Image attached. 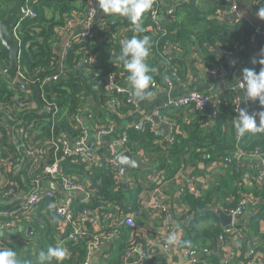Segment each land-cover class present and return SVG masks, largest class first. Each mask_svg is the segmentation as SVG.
Here are the masks:
<instances>
[{"label": "trees", "instance_id": "trees-1", "mask_svg": "<svg viewBox=\"0 0 264 264\" xmlns=\"http://www.w3.org/2000/svg\"><path fill=\"white\" fill-rule=\"evenodd\" d=\"M160 1L163 2L160 5V29L156 28L152 18V10L156 6L153 2L152 8L143 15V31H136L130 20L121 16L119 21L110 25L108 31H103L102 23L106 17H102L93 37L73 38L62 57L55 41L59 39L60 32L68 28L72 19L77 22L84 20L89 5L85 0H30L29 4L37 16L21 20L17 28V39L21 42L19 69L26 88L22 90L21 82L11 81L0 70L1 212L13 208V205L7 204L8 199L5 197L10 185L28 191L35 180L43 184L50 181L45 167L55 160L53 142L60 143L61 139L75 141L81 135L82 129L74 117L81 116L88 99H91L88 122L93 129L112 122L106 107L110 98L118 99V109L123 114L131 113L133 108L126 101L128 95L112 91L108 83L112 75L121 84L129 76L123 63L116 59L121 54V41L133 36L150 37L147 64L153 79L148 91L155 94L158 87L165 86V77L172 69L180 73L178 58L172 49L185 53L189 43H196L209 68L221 64L210 58L214 57L211 47L219 45L229 51L239 52L240 46L248 45L255 34V26L246 18L233 21L219 18L221 12L230 10L234 0H171V5L178 3L176 12L171 15L163 12L167 0ZM254 5L260 9L264 7V0H255ZM9 7L7 0H0V19L6 15ZM118 27L124 28V35L116 36ZM85 59L87 62L79 65ZM10 64L9 51L0 41V66L8 67ZM59 66H64V75L54 79ZM261 67L252 61L246 68L259 72ZM38 89L43 93L39 97ZM216 94L219 101L213 103L215 117L208 115L206 110L203 113L196 112L191 105L164 106L160 113L172 125L173 140L170 142L158 138L148 127L142 131L129 127V140L125 148L153 163V169L170 180V184L174 183L179 172L189 170L192 175L197 174L203 164L222 166L224 172L212 191L189 192L179 197L187 207L186 213L177 219L184 221L179 227L184 231L180 244L198 248L207 246L213 250L210 255L200 256L199 264H203L207 258L211 259L212 264H235L230 260L227 263L221 261L229 249L218 240V234L224 229L211 207L218 203L234 207L242 198L250 197L257 209L249 218L239 221L237 228L243 230L245 238L238 239V246L234 250L239 253L237 256L241 262L249 263L251 257L247 251L250 246L262 242L261 249L264 251V233L260 225L264 214V181L257 183L262 162L251 157L255 150L264 154V132H249L238 137L233 124L237 117L238 92L230 87ZM47 107L52 108L50 113ZM246 109L250 114L259 111V102L248 100ZM6 123L23 129L18 142H12L13 135ZM29 151H35V156H39L37 161L28 155ZM58 156L62 158L59 166L61 174L81 180L91 191L85 203L80 202L81 195L73 196L71 210L75 216L84 207L103 212L108 210L110 203L117 206L120 214L130 213L136 210L142 200L141 193L148 188L145 182L131 186L116 181L117 175L112 168L103 164L89 169L79 158L63 156L61 151ZM227 158L230 160L227 161ZM57 194L61 195L59 192ZM227 198L232 201L227 202ZM54 204L55 200L49 199L38 204L28 216L1 217L3 220H17L31 229L27 237L32 249L21 254L18 247L9 244L7 247L17 252L20 264H38L41 251L46 252L49 246H57L60 240L66 239L67 234L59 236L60 221ZM103 206L105 209H101ZM170 207L169 213L176 219L178 216L175 217L173 205ZM142 217L138 215L136 219ZM86 227L89 231L93 230L90 223ZM70 228L72 225H69ZM123 231L126 234L132 232L127 228ZM140 236L135 233V237ZM87 240L86 237L65 240L64 248L69 255L62 264H81L86 254ZM130 246L131 243L123 239L118 255L107 264L120 263L124 250ZM156 257L148 258L147 262ZM53 264H56L55 260Z\"/></svg>", "mask_w": 264, "mask_h": 264}, {"label": "built area", "instance_id": "built-area-1", "mask_svg": "<svg viewBox=\"0 0 264 264\" xmlns=\"http://www.w3.org/2000/svg\"><path fill=\"white\" fill-rule=\"evenodd\" d=\"M85 1L89 5V9L84 20L80 22L78 21L80 24L85 26L92 24L97 15H101V19L102 17H106L102 23L103 31H108L111 24L119 21L120 16H110L103 13L99 6H97L96 0ZM179 1L180 0L177 2ZM153 2L156 3V6H154L152 10V18L155 21L156 28L160 29V5L163 4V2L160 0H153ZM29 3L30 0L24 1L19 22L25 19L36 18V12ZM177 5L178 3L169 5L167 10H165V7L164 10L166 13L171 15L176 12ZM237 8L236 2L233 1L230 10L221 12V14L237 11ZM93 13H95V15ZM18 26L19 23L13 29V34L16 38H18ZM124 34V28L118 27L116 36H121ZM76 37L86 39L92 38L93 32H80L77 33V35H75L73 38ZM69 44H67L64 51L61 52L62 57H64L65 50ZM86 62L87 60L85 59L84 61H81L79 65L85 64ZM64 70V66H59L57 73L53 76L54 79L63 76ZM206 71L207 75L215 80H225L230 75L229 67L224 64L209 67L206 69ZM178 77L179 74L177 71L172 69L165 77V86L158 88H170L172 86V79ZM22 79L23 75L19 69L15 80L17 82H21V89L24 90L26 85ZM125 82H128V79L125 80ZM108 83L112 91L117 93H125L128 95L126 101L131 104L133 108L132 111H135L138 108V103L135 97L131 95V91L125 88L123 84L119 83L116 76H110ZM242 83L243 81L239 80L236 86L231 87L232 90L238 91L237 86ZM42 94L43 93L41 92V95ZM218 101L219 97L217 94L208 95L198 90H192L187 94L168 100L164 106L191 105L194 111L203 113V111H205L211 102L215 103ZM118 106V99L115 97L108 99L106 102V107L108 109L109 115L112 112L117 115H123V111L119 110ZM160 109L152 115H149L138 121L132 127L136 131H142L148 127L151 132H154L157 135L158 138H162L164 141L167 140L171 142L173 140V136L171 135L173 128L170 122L162 117ZM51 110V107H47V111H49V113ZM74 118L79 122V127L82 129L81 135L75 141L61 139L60 143L55 141L53 142L55 147V160L53 163L45 167V172L49 177V182L56 181L59 187L65 193H79L81 195L80 202L85 203L89 200L91 191L88 189L87 184H84L81 180L61 174L59 166L62 158L58 156V152L61 151L63 156L81 159L89 169L102 164L112 168V170L115 172V175H117L116 181H120V166L118 162V156L120 152L127 150L125 146L129 140L127 133L128 129H126V131L123 132V134L117 140H105V138L110 136L114 130V124L111 122L108 125L95 128L94 130L97 133V139L93 142H90L87 130L85 128L83 129L81 116L75 115ZM156 120H160L166 124L168 126V131L163 132L160 130L155 123ZM5 125L13 135L12 142H18V138L23 133V129L15 128L14 125H9L7 123ZM28 155L34 158L33 160H38L39 158V156H35V151H29ZM251 157L254 159H261L262 165L257 175V183H261L264 181V154L259 150H255L251 154ZM226 160L229 161L230 158H227ZM19 165L20 163L17 166ZM153 168L150 171H134L130 174L127 184L135 186L138 182H145L147 183L148 188L141 193L142 200L136 210L127 214H120L117 210V206L113 203H110L107 206L108 210L103 212H100L99 209L92 210L89 207H84L75 216L71 210L74 201L72 196L65 197L58 195L57 191L44 186L42 182L37 180L32 182V187L28 191L20 190V188L18 189L16 185H10L5 193V197L7 199L16 198L19 200L15 205H13V208L10 211L4 213L0 211V231L12 230L18 224V221L14 219L3 220L1 218L3 215L18 216L23 214L28 216L42 201L54 199L55 204L53 208L60 221L58 228L59 236L67 234L66 239L60 240L58 245L64 247L63 243L65 240H76L78 238L85 237L88 239L86 254L81 261V264H94L95 258H97V264H107L108 261L118 255L123 239H125V242L131 243V246L124 250L121 261L118 264H199L200 255H210L213 250L207 246L198 248L197 246H183L180 244L184 231L180 230L179 227L184 221L181 220L178 222L176 219H173L171 213H169V206L171 205L170 197L168 198L163 196V189L166 188V185L170 184V180H166L165 177H162V175ZM196 180V176L179 172L173 181L179 182V189L177 191L179 196L184 197L189 192L195 190ZM247 181H249L248 178ZM150 186H153V188H150ZM230 201H232L230 198L227 199V202ZM216 205L220 204L218 203ZM221 208L226 213L231 214L234 217V222L232 225L222 228L224 230L220 232L217 237L221 244L227 246V249H229L227 252H233L236 249V246H238V239L245 238L243 230L237 228L239 221L242 220V218H244L247 214L256 210L257 207H255L254 201L250 197H245L242 198L234 207L222 205ZM101 209H105V206H103ZM113 209L115 210L113 211ZM138 215L150 220V223L148 225H142V223L138 222L136 219ZM88 223L92 225V231L87 229L86 226ZM261 223L264 225V214L261 216L260 225ZM69 225H72V228L69 229ZM125 228L131 230L132 232L126 234L123 231ZM261 231L264 233V228L261 227ZM135 233H139L141 235L140 238L135 237ZM172 235L176 236V243L174 245H169L167 240L168 237ZM107 243H114V245L107 247ZM7 247V240L0 237V248ZM261 247L262 242H257L255 246H250L247 251V254L251 257L250 261L249 263L241 262V264H264V260L260 259L262 256H264V251L261 249ZM109 248L110 250H107ZM112 250H114L116 254H114ZM98 253L100 254L99 257H97ZM154 256H158V258L156 257L153 261L147 262L148 258H152ZM224 258L226 259V257ZM227 261L228 260L226 259L225 263H227ZM203 264H212L211 259L207 258Z\"/></svg>", "mask_w": 264, "mask_h": 264}, {"label": "crops", "instance_id": "crops-1", "mask_svg": "<svg viewBox=\"0 0 264 264\" xmlns=\"http://www.w3.org/2000/svg\"><path fill=\"white\" fill-rule=\"evenodd\" d=\"M234 1L236 2L238 7L237 11L221 14L219 15V18L228 21H233L237 18H246L247 20H250L255 26V34L253 35V38L251 39V42L248 45L240 46L239 52L229 51L227 48H224L219 45H214V47L210 48L214 56L210 58L219 61L221 64L227 65L230 69L229 77L225 80H215L207 75L206 60H204L201 48H199L196 43H192V44L189 43L185 53H183L181 50L172 49V52L175 54V57L178 58V63L180 68L179 77L172 79V86L170 88L159 89L151 97H146L144 99H138L135 97L138 103V108L135 111H131V113L123 114V115H117L114 112H112L110 114V117L114 124V130L112 131V134L110 136H107L105 138V140L110 141V140L119 139L120 136L123 134V132L126 131V129L132 127L135 123L144 119L145 117L152 115L160 108H163L166 102H168V100L170 99H174L181 95L187 94L192 90H198L208 95H214L218 91H221L222 89L236 86V84L239 82L243 74V69L249 66L254 58L256 59L259 58L258 56L256 57V55L258 54L261 55L262 50L264 49V22L263 20L259 19L256 15L257 9L254 5L255 0H234ZM169 5H171V0H167L165 2V6H164L166 8L165 10H167ZM165 10L163 9V12L166 15L167 13L165 12ZM100 16L101 15H97L94 22L86 26L72 19L69 24V27L65 31L63 32L61 31L59 39L55 41V46L57 50L63 52L67 44L70 43V41L73 39L75 35H77V33L86 32V31H90L93 33L96 32ZM228 57H231V60H228ZM122 84L125 88L129 89L132 92L129 81L123 82ZM39 90L40 92H42L41 89ZM244 91H245L244 89H240V88L237 91L238 92L237 109L239 108V106L246 109L247 101L243 99ZM90 106H91V99H88L85 104V107L82 110L83 113L81 114V118H82V125L89 134V141L93 142L97 139V133L93 128L90 127V124L88 122V111H90ZM205 110L206 113L211 117L216 116L215 115L216 113L214 112L213 102H211ZM155 123L159 127V129L162 130L163 132L168 131V126L164 124L162 121L156 120ZM144 159L147 160L146 158ZM147 161L150 162L149 160ZM201 168L202 169L197 174L192 173V175L196 176L197 178L195 190H193L192 192L202 191V193H207L212 191L215 185L218 184L221 175L223 174L224 171L222 169V166H218L216 164L215 165L203 164L201 165ZM184 174H190V171L187 170L186 172H184ZM120 182H121V178H120ZM44 186L48 188H52L53 190L61 193V195L65 197H71V196L73 197L74 195L77 194L80 195L79 193L76 194L65 193L59 187L56 181L45 183ZM178 189H179V182L168 184L166 185V188L163 189V196H166L168 198L170 197L171 200L170 204L173 205V211L175 217L178 216L176 218V221H178L177 219L181 217L182 213L184 215L187 211L186 205L182 204L181 198H179L180 196L177 192ZM18 200L19 199L16 198L8 199L7 204L15 205L18 202ZM215 206H220V205H214L213 207ZM252 213L253 211L247 214L244 218L246 217L249 218V216H251ZM138 220H141L142 225H148L150 223V220L144 217H142V219L138 218L137 221ZM261 227L264 228L263 223H261ZM30 230L31 229L28 228L27 224L18 223L16 227H14L12 230L0 231V237L6 239L7 244L16 248L18 247V249L22 254L32 249V246L30 244V239L27 237V235L30 233ZM112 245H114V243H107V247H111ZM107 250H110V248ZM112 252L116 254L114 250H112ZM99 253L97 254V257L100 256ZM237 255H239V253H237L236 251L229 252L227 255L221 258L222 259L221 261L222 263H225L227 259L228 261L230 260L235 264H241V260L238 258ZM224 257H226V259ZM96 259L97 258H95L94 264H97ZM260 259L264 260V256H262V258Z\"/></svg>", "mask_w": 264, "mask_h": 264}, {"label": "clouds", "instance_id": "clouds-1", "mask_svg": "<svg viewBox=\"0 0 264 264\" xmlns=\"http://www.w3.org/2000/svg\"><path fill=\"white\" fill-rule=\"evenodd\" d=\"M99 8L103 13L110 16L126 17L135 26L136 31H143L141 27L143 15L152 8L153 0H97ZM95 15V13H93ZM256 15L264 20V7L257 10ZM150 37L143 38L133 36L130 39L121 41V54L116 57L123 63L125 70L129 73L128 81L131 85V95L138 99L151 97L152 92L148 91L153 77L149 74L150 68L146 63L150 55ZM234 63V62H233ZM253 63L262 65L259 72L252 68L243 69V82L237 89L243 88V99L245 101H258L260 110L249 113L247 109L239 106L238 115L233 124L238 137H243L249 132H264V50L259 59L254 58ZM257 117L259 121H257ZM49 207H53L50 205ZM167 243L174 245L176 236L168 237ZM68 250L62 246H49L47 251H41L38 256V264H62L68 257ZM0 264H20L17 252L11 248H0Z\"/></svg>", "mask_w": 264, "mask_h": 264}, {"label": "water", "instance_id": "water-1", "mask_svg": "<svg viewBox=\"0 0 264 264\" xmlns=\"http://www.w3.org/2000/svg\"><path fill=\"white\" fill-rule=\"evenodd\" d=\"M10 7L6 15L0 19V41L9 51L11 65L10 67L0 66V70L10 78L16 79L19 70V54L21 50V42L14 36L13 29L19 23L22 7L25 0H7ZM97 3V0H96ZM97 6L99 4L97 3ZM101 17H99L100 19ZM264 50V49H263ZM261 55H256V57ZM231 60V57H228ZM40 90H37V96L40 95ZM239 155V153H237ZM119 172L121 182L127 184L130 174L134 171H150L153 164L144 159L143 156L133 154L128 150L120 152L118 156ZM23 193V192H22ZM211 210L216 214L221 222V227L225 228L234 222V217L226 213L220 206H215ZM177 224V223H176ZM202 256V254L200 255Z\"/></svg>", "mask_w": 264, "mask_h": 264}, {"label": "rangeland", "instance_id": "rangeland-1", "mask_svg": "<svg viewBox=\"0 0 264 264\" xmlns=\"http://www.w3.org/2000/svg\"><path fill=\"white\" fill-rule=\"evenodd\" d=\"M20 56V55H19ZM19 61H20V58H19ZM11 65V64H10ZM10 65L8 67H10ZM7 67V66H6ZM11 81H16L15 79L11 80ZM152 170V169H151Z\"/></svg>", "mask_w": 264, "mask_h": 264}]
</instances>
